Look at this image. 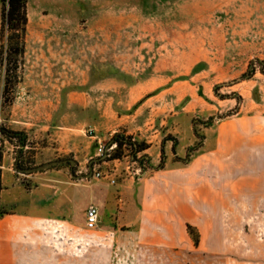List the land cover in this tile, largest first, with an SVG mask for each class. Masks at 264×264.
<instances>
[{
    "label": "rangeland",
    "instance_id": "obj_1",
    "mask_svg": "<svg viewBox=\"0 0 264 264\" xmlns=\"http://www.w3.org/2000/svg\"><path fill=\"white\" fill-rule=\"evenodd\" d=\"M27 17L8 89L0 47V211L58 173L117 195L97 229L86 206L69 219L90 242L59 264H264L263 196L187 210L168 189L210 168L264 192V0H28Z\"/></svg>",
    "mask_w": 264,
    "mask_h": 264
},
{
    "label": "crops",
    "instance_id": "obj_2",
    "mask_svg": "<svg viewBox=\"0 0 264 264\" xmlns=\"http://www.w3.org/2000/svg\"><path fill=\"white\" fill-rule=\"evenodd\" d=\"M220 135L207 133L201 148L206 152L200 156L208 159L215 157ZM194 161H190V167ZM205 169L192 171L185 168L169 172V195L174 196L175 202L180 201L182 196L187 210L203 209L205 202L222 210L227 203L238 202L242 196L249 201L258 196L264 197V192L250 188L253 184L247 176L238 177L242 179V184H246L242 187L243 193L239 194L240 186L235 176L225 175L216 169ZM106 199L114 205L117 195L95 185L59 180L58 173L46 176V180H40L26 190L22 198L13 199L14 208L1 216L0 264H59V259L78 256L80 248L74 244L87 240L89 245L90 237L72 228L69 219L91 204H97L100 213ZM85 229L92 231L86 227V216Z\"/></svg>",
    "mask_w": 264,
    "mask_h": 264
},
{
    "label": "trees",
    "instance_id": "obj_3",
    "mask_svg": "<svg viewBox=\"0 0 264 264\" xmlns=\"http://www.w3.org/2000/svg\"><path fill=\"white\" fill-rule=\"evenodd\" d=\"M2 24L0 36L4 39L0 47L7 54L10 62L14 60V66L7 65L5 70V88L15 85L19 81V62L25 52V34L28 23L27 2L28 0H2ZM14 56V57H13ZM141 148L140 150H143ZM4 213L0 211V218ZM197 240V239H196Z\"/></svg>",
    "mask_w": 264,
    "mask_h": 264
},
{
    "label": "built area",
    "instance_id": "obj_4",
    "mask_svg": "<svg viewBox=\"0 0 264 264\" xmlns=\"http://www.w3.org/2000/svg\"><path fill=\"white\" fill-rule=\"evenodd\" d=\"M112 148L113 147H111V149ZM111 149H106L105 151L101 149V152H105V155L108 156L109 154H107V152ZM101 154H104V153H101ZM95 176L99 178L101 177V173L97 172L95 173ZM111 181L112 183H114L115 179H112ZM85 216H86V227L92 230L97 229L99 221H100V213H99L98 207L94 204L89 205L85 211Z\"/></svg>",
    "mask_w": 264,
    "mask_h": 264
},
{
    "label": "water",
    "instance_id": "obj_5",
    "mask_svg": "<svg viewBox=\"0 0 264 264\" xmlns=\"http://www.w3.org/2000/svg\"><path fill=\"white\" fill-rule=\"evenodd\" d=\"M57 163L58 162H50V163H47V164H44V165H40V166H37V167L24 169L22 171L25 172V173H32V172H35V171H39V170L45 169V168L50 167L52 165H55Z\"/></svg>",
    "mask_w": 264,
    "mask_h": 264
}]
</instances>
